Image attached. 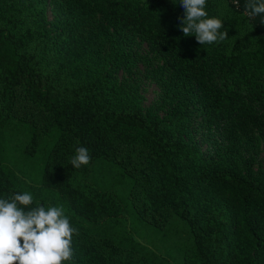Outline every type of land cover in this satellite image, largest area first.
<instances>
[{"label": "trees", "instance_id": "trees-1", "mask_svg": "<svg viewBox=\"0 0 264 264\" xmlns=\"http://www.w3.org/2000/svg\"><path fill=\"white\" fill-rule=\"evenodd\" d=\"M248 3L206 0L228 38L201 45L180 0H0V199L63 208L64 264H264V13ZM136 60L167 76L163 116L118 78ZM12 140L24 161L44 153L35 184L6 164ZM114 168L123 194L102 184ZM178 223L164 254L141 240Z\"/></svg>", "mask_w": 264, "mask_h": 264}, {"label": "clouds", "instance_id": "clouds-1", "mask_svg": "<svg viewBox=\"0 0 264 264\" xmlns=\"http://www.w3.org/2000/svg\"><path fill=\"white\" fill-rule=\"evenodd\" d=\"M184 19L180 31L184 36L195 33L199 44H213L228 38L223 22L206 18V0H180ZM247 14L264 13V3L249 0ZM70 159L75 169L90 162L85 147L76 148ZM33 204L30 193L15 194L10 199H0V264H64L72 257V237L76 230L70 225L62 207Z\"/></svg>", "mask_w": 264, "mask_h": 264}, {"label": "rangeland", "instance_id": "rangeland-1", "mask_svg": "<svg viewBox=\"0 0 264 264\" xmlns=\"http://www.w3.org/2000/svg\"><path fill=\"white\" fill-rule=\"evenodd\" d=\"M46 18L49 23L54 20V14L52 6L48 8ZM128 51L136 56L145 55L147 52V46L145 43L134 41L129 47ZM132 55V56H133ZM134 57V56H133ZM137 61V60H136ZM141 60L137 61V68L132 70L129 75L126 71H119L118 78L126 79L128 76L129 83L132 84L142 97V105L144 108H152L153 111H157L159 116H163L168 110H170L169 103L165 102L171 95H166L164 92L163 81L167 80V76L157 68V64L154 63L152 69L148 72L145 69ZM6 151V164L12 167L16 173L21 176L29 184H35L39 180V166L44 162V153L40 152L37 161H24L21 155L20 145L17 140H12L7 145ZM259 156L264 155V146L258 150ZM115 169V168H114ZM116 170V169H115ZM107 176L102 179V184L105 187L116 189V193L123 194L128 190V182L118 180L116 177L117 170H107ZM101 178V173L98 174ZM129 226V223H128ZM152 234V233H151ZM141 235L142 242L147 243L148 247L154 250L158 254H164L167 249L174 246L176 242H181L186 239V232L181 223L172 226L168 229L165 236H153V234L147 238Z\"/></svg>", "mask_w": 264, "mask_h": 264}]
</instances>
